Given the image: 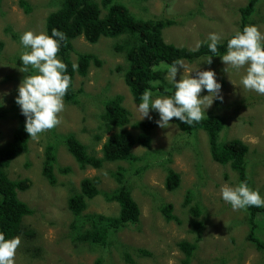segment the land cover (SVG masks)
I'll return each instance as SVG.
<instances>
[{
    "label": "rangeland",
    "instance_id": "rangeland-1",
    "mask_svg": "<svg viewBox=\"0 0 264 264\" xmlns=\"http://www.w3.org/2000/svg\"><path fill=\"white\" fill-rule=\"evenodd\" d=\"M26 1L31 7L29 14L20 8L19 0H0V97L4 101L0 111H5V116L0 118V147L11 141L18 125L14 106L18 86L25 76L18 71L23 51L20 36L29 30L45 31L47 15L59 6L57 0ZM95 1L100 4L101 0ZM116 1L125 5L136 18L174 19L175 24L163 30L164 41L191 50L206 41L209 33H218L224 40L239 30V9L248 4V0ZM101 11L105 12L102 8ZM250 20V25H257L264 32V0H260ZM121 41L122 37L100 38L90 44L83 36L73 40V62L76 52H83L95 55L101 65L90 66L85 77L75 76L77 103L65 101V110L60 113L61 123L41 134L39 139L30 138L27 150L6 169L11 180L30 181L29 188L16 192L19 200L34 211L23 219V224L36 232V238L20 236L16 264H179L184 256L177 247L180 241L197 243L190 264H264V254L247 240L246 211H234L221 198L220 188L226 183L234 186L238 179L228 166L222 167L211 160L205 132L186 135L172 119L169 128L158 125L154 128L149 149L138 145L132 148L136 161L104 163L100 169H80L66 149L63 137L71 134L87 147L88 154L102 157L103 143L116 132L113 126L105 125L104 106L117 95L122 96V106L129 112L131 123L148 120L142 119L136 109L140 101L131 95L122 73L117 71V67L123 70L127 67L124 54L115 50V45ZM206 58L183 61L189 71L199 67V70L211 69L217 73L224 102H214L206 115L223 118L225 127L219 135L220 142L238 138L248 145L246 162L252 187L264 195V95L246 90L240 84L245 69L237 74L220 57H213L211 65L206 63ZM158 71L165 75V70ZM182 73L180 69L177 81ZM190 75L195 76V72ZM207 94L206 91L201 93ZM150 115L159 119L155 111ZM131 123L126 129L137 134V129L130 128ZM48 144L56 148L54 185L42 175L44 150ZM166 167L180 175V186L172 193L164 188ZM118 168L125 171L132 197L139 206V223L112 233L106 247L75 240L78 232L72 229L74 217L67 208L68 196L80 191L82 180L94 177L100 178L98 188L102 193L112 191L117 186L112 173ZM64 169L68 172H62ZM188 192H191V205L198 204L202 209L199 233L192 230L193 217L189 207H184ZM102 193L87 202L84 215L115 216L118 213V204L107 202ZM168 203L173 205L172 213L177 220H164L160 208ZM257 235L264 242V229ZM126 256L131 263L126 262Z\"/></svg>",
    "mask_w": 264,
    "mask_h": 264
},
{
    "label": "trees",
    "instance_id": "trees-1",
    "mask_svg": "<svg viewBox=\"0 0 264 264\" xmlns=\"http://www.w3.org/2000/svg\"><path fill=\"white\" fill-rule=\"evenodd\" d=\"M57 1H59L58 8L50 12L45 19V30L50 35L52 29H57L67 36V40L62 43L58 53L59 58L67 65L68 74L72 78V85L64 98L67 102L75 104L78 100V92L74 88L75 76L85 77L90 66L99 67L101 65L100 60L95 55L83 52H76V61H72L73 40L81 36L90 44H95L100 38L122 37V41L115 45V50L119 54H124L127 67L124 70L117 67V71L122 73L126 86L136 100H139V95L149 88L166 95L172 94L167 91L171 85L164 79V73L153 71V68L159 64L170 65L177 59L193 61L200 57L212 55L207 43L201 44L195 50L166 43L163 38V30L175 24V20L172 18H136L125 5L116 0H101L100 4L95 0ZM133 1L146 2L147 0ZM259 2L260 0H248V4L239 9L241 16L239 30L250 25V18L256 12ZM18 5L25 14L31 12V7L26 0H19ZM101 8L105 10L104 13H102ZM232 35L224 39L218 46L221 55L226 54L227 41ZM73 64L78 65L77 71H73ZM157 80L161 83L153 88L150 81ZM14 107L18 125L13 132L11 141L6 146L0 147V231L5 232L6 238L22 235L23 237L32 236L35 239L36 232L29 227L26 228L23 224V219L32 215L33 210L19 200L16 192L29 188L30 181L25 178L11 180L6 174L9 164L27 150L31 138L25 130L26 118L21 114L16 102ZM4 116L5 111H0V118ZM102 118L105 125L113 126L112 128L116 132L112 133L103 143L102 157L100 158L88 154L87 147L74 135L68 134L63 137V144L80 169L83 170L86 167L100 169L104 163L134 162L137 160V157L132 153L134 146L150 148L151 132L157 126L158 117L153 116L151 120L131 123L129 112L122 106V96L117 95L106 101ZM173 121L177 128L186 135H192L198 131L205 132L211 160L222 167L228 166L237 175L238 183L247 180L252 187V179L246 162L249 147L238 138L219 141V135L225 127L221 116L207 115L200 122L193 123L192 126L181 123L176 118H173ZM130 123L132 130L137 129L139 131L137 134L126 129ZM112 128H108V131H111ZM55 150L54 144L46 145L42 164V175L51 185L56 182L53 172L56 162ZM167 162L170 163L171 161L167 160ZM67 170L64 169L62 172L66 173ZM112 178L117 186L110 192L102 193L98 188L101 180L94 177L82 180L80 191H75L68 196L67 208L74 217L72 229L78 232L75 240L98 247H106L112 233L128 226L134 227L139 223L140 209L132 197L131 188L125 178V171L118 168V171L112 173ZM180 182V175L172 168L166 167L165 190L170 193L176 191ZM100 193L103 194L107 202L118 204V213L115 216L97 213L83 214L87 208V202ZM190 193L188 192L185 196L184 207H189V213L193 217L192 230L199 233L202 227L199 220L202 209L198 204L191 205ZM160 210L166 222L177 220L172 213V204H165ZM245 211L246 224L248 225L247 240L257 251L264 254V242L257 235L259 230L264 229V207H249ZM177 247L184 255L179 264H190L197 249V243L180 241L177 243ZM140 253L149 255L145 251ZM126 262L131 263L132 260L126 256Z\"/></svg>",
    "mask_w": 264,
    "mask_h": 264
},
{
    "label": "clouds",
    "instance_id": "clouds-1",
    "mask_svg": "<svg viewBox=\"0 0 264 264\" xmlns=\"http://www.w3.org/2000/svg\"><path fill=\"white\" fill-rule=\"evenodd\" d=\"M66 40V34L57 29H52L50 35L46 30L41 32L29 30L20 36L23 51L19 58L22 66L18 71L25 76L18 86L15 102L26 118L25 130L32 139H39L41 134L61 123L60 113L65 110L64 98L72 85L67 65L58 56L62 43ZM222 40L220 34L213 32L209 33L206 41L198 43L197 47L207 43L212 53L206 58V63L211 65L215 56L220 57L222 62L237 74L241 69H245L240 84L246 90L264 95V32L257 25H247L242 30L235 31L228 39L227 51L223 55L218 51ZM72 69L77 71L78 65L73 64ZM161 69L165 70L164 79L172 86L167 91L172 94L166 95L153 91L152 88L145 89L139 95L140 102L136 104L142 119L151 120L150 112L155 111L159 114L156 124L161 128H169L171 126L169 122L173 118L192 126L207 116L206 112L214 102H224L222 84L218 82L214 70H199L198 67L194 71H189L181 59L170 65L161 63L159 68L154 67L153 71ZM180 69H183V73L177 81ZM194 72L195 76L190 75ZM160 83L159 80L150 81L153 88ZM204 91L208 94L201 95ZM3 106L4 101L0 97V107ZM220 195L234 211L264 207V195H261L258 188H252L247 180L234 186L224 184L220 188ZM20 245L19 235L6 238L5 232L0 231V264H16Z\"/></svg>",
    "mask_w": 264,
    "mask_h": 264
}]
</instances>
